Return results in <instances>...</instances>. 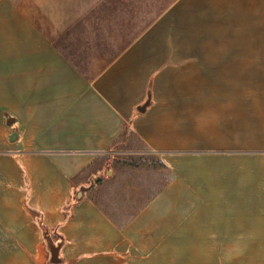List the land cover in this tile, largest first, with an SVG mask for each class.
Instances as JSON below:
<instances>
[{
    "label": "crops",
    "instance_id": "0c3cea01",
    "mask_svg": "<svg viewBox=\"0 0 264 264\" xmlns=\"http://www.w3.org/2000/svg\"><path fill=\"white\" fill-rule=\"evenodd\" d=\"M253 5L0 0V264H264ZM94 28L137 31L88 72ZM126 129L171 176L118 224L76 178Z\"/></svg>",
    "mask_w": 264,
    "mask_h": 264
},
{
    "label": "rangeland",
    "instance_id": "374dc122",
    "mask_svg": "<svg viewBox=\"0 0 264 264\" xmlns=\"http://www.w3.org/2000/svg\"><path fill=\"white\" fill-rule=\"evenodd\" d=\"M171 1L141 0V31H143L144 25L154 15L159 16ZM149 5L151 8L154 6L155 14L145 11ZM252 12L254 28L251 35L255 41L256 38L264 37V0H254ZM108 15L109 17L113 16V14ZM91 31L93 45L88 46V49H92L88 55V72L95 71L104 62V60L102 61L104 56H112L116 50L122 48L123 44L128 42L137 30L132 28H94ZM239 32L244 33L238 29ZM263 81L264 78H254V83ZM106 155L111 159L108 167L105 166V163H100L105 158L103 156ZM95 161L96 163L90 168L87 167L76 178V181L88 184V175L91 170L101 167L100 175L94 179L96 185L90 187L91 194L105 213L118 224H123L134 215L171 176L170 171L160 163L156 154L152 153L137 136L127 129L108 151L100 154ZM107 169L110 170V174ZM47 258L48 255H46V264H50Z\"/></svg>",
    "mask_w": 264,
    "mask_h": 264
},
{
    "label": "trees",
    "instance_id": "16d2710c",
    "mask_svg": "<svg viewBox=\"0 0 264 264\" xmlns=\"http://www.w3.org/2000/svg\"><path fill=\"white\" fill-rule=\"evenodd\" d=\"M125 133V130H124V132L122 133V134H124ZM103 157H105L100 163L102 164H104L105 163V166L106 167H108L109 165H110V163H111V159H110V156H103ZM162 165H164L163 164V162L161 161L160 162ZM100 169H101V167H100ZM63 210H64V214L66 215V216H68L69 214H70V211L67 209V208H63ZM38 219H37V221H38V223H39V225H40V227H41V229H42V232L44 233V234H47V235H49L51 238H56V237H54V235H52L50 232H48V229H47V227L42 223V221L40 220V216L39 217H37Z\"/></svg>",
    "mask_w": 264,
    "mask_h": 264
},
{
    "label": "water",
    "instance_id": "95a60500",
    "mask_svg": "<svg viewBox=\"0 0 264 264\" xmlns=\"http://www.w3.org/2000/svg\"><path fill=\"white\" fill-rule=\"evenodd\" d=\"M15 134H16V133H14L12 136H10V139H13L14 136H15ZM84 191H85V187H84V186H81V187L76 191V197H77V198H80V197L83 195Z\"/></svg>",
    "mask_w": 264,
    "mask_h": 264
}]
</instances>
